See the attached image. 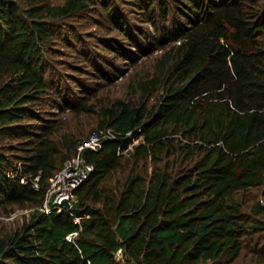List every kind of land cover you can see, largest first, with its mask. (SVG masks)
<instances>
[{"label":"trees","instance_id":"1","mask_svg":"<svg viewBox=\"0 0 264 264\" xmlns=\"http://www.w3.org/2000/svg\"><path fill=\"white\" fill-rule=\"evenodd\" d=\"M134 1L158 32L171 6L189 25L125 94L95 99V84L71 104L49 91L42 52L102 0H0V216L26 212L0 228V264H264V0ZM58 104L68 117L39 112ZM107 129L82 152L93 170L71 215L42 212L51 176Z\"/></svg>","mask_w":264,"mask_h":264},{"label":"rangeland","instance_id":"2","mask_svg":"<svg viewBox=\"0 0 264 264\" xmlns=\"http://www.w3.org/2000/svg\"><path fill=\"white\" fill-rule=\"evenodd\" d=\"M102 2V5L97 3L86 12L58 22L54 43L42 52L43 72L49 91L52 94L59 89V93L71 104L77 102L83 89L92 90L95 84L101 85L95 99L106 98L109 96L107 93L118 96L125 94L129 76L134 69H148L149 60L159 52L156 49L162 42V37L174 39L173 34L176 29L188 26L191 19H182L179 15L180 12L184 13L183 6H176L177 11L171 6L165 21L159 22L158 32L155 27L150 26L149 21L145 20L144 13L141 11L138 13L139 6L134 0H102ZM109 12L112 13L111 17ZM125 49H130L132 53L140 51L142 55L150 53V56H143L140 59L141 63L132 67L134 60L124 56L125 53L122 54ZM81 101L83 102L84 99ZM59 107L61 104H58V107L46 106L39 112L48 118L52 115L68 117L67 111L60 114ZM89 127L95 128V124ZM253 194L261 204H264V187L254 191ZM24 213L26 212L17 210L10 216H0V228L17 225L22 221ZM251 260L245 255L236 264H254L250 262Z\"/></svg>","mask_w":264,"mask_h":264},{"label":"built area","instance_id":"3","mask_svg":"<svg viewBox=\"0 0 264 264\" xmlns=\"http://www.w3.org/2000/svg\"><path fill=\"white\" fill-rule=\"evenodd\" d=\"M111 137L112 133L108 129L95 131L77 146L75 154L49 179V187L42 203V212L67 211L68 214H70L69 210L73 200L74 189H76L93 170V166L85 162L82 157V152L85 149L92 151L98 150L103 139ZM64 202L68 203V208L63 206ZM75 221L78 222V219H75ZM74 237H76V232L67 235L66 239L72 241Z\"/></svg>","mask_w":264,"mask_h":264},{"label":"water","instance_id":"4","mask_svg":"<svg viewBox=\"0 0 264 264\" xmlns=\"http://www.w3.org/2000/svg\"><path fill=\"white\" fill-rule=\"evenodd\" d=\"M63 206H64L65 208H68V204H67L66 202L63 203Z\"/></svg>","mask_w":264,"mask_h":264},{"label":"bare ground","instance_id":"5","mask_svg":"<svg viewBox=\"0 0 264 264\" xmlns=\"http://www.w3.org/2000/svg\"><path fill=\"white\" fill-rule=\"evenodd\" d=\"M73 201V200H72ZM68 204V203H67ZM69 206V205H68ZM71 206H72V202H71ZM71 206H70V209H71Z\"/></svg>","mask_w":264,"mask_h":264}]
</instances>
